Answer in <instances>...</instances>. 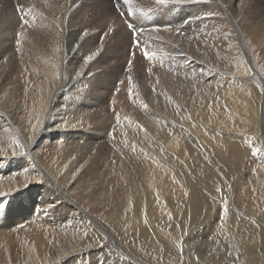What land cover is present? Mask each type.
I'll return each mask as SVG.
<instances>
[{
  "label": "bare ground",
  "instance_id": "6f19581e",
  "mask_svg": "<svg viewBox=\"0 0 264 264\" xmlns=\"http://www.w3.org/2000/svg\"><path fill=\"white\" fill-rule=\"evenodd\" d=\"M262 89L264 0H0V264H264Z\"/></svg>",
  "mask_w": 264,
  "mask_h": 264
},
{
  "label": "snow or ice",
  "instance_id": "6c2138e0",
  "mask_svg": "<svg viewBox=\"0 0 264 264\" xmlns=\"http://www.w3.org/2000/svg\"><path fill=\"white\" fill-rule=\"evenodd\" d=\"M193 2V0H154V4L157 6H169V5H182V4H187V3H191ZM124 3L127 5H131L132 4V0H124ZM131 11V9H129ZM120 15L123 17L126 15V13L124 12H120ZM209 15H213V14H209ZM25 24L28 23V21L25 19L23 21ZM127 28L129 29L130 32V37L132 39V42L134 43L135 47L140 48L142 51V58L148 60L149 62H152L156 59L157 57V52L155 50L150 51L148 48V42L144 41L143 44H141V41L139 39V37L141 36V34L143 33L144 29L137 27L136 26V21H132V22H128L125 21ZM22 35V34H21ZM84 35H87V33L85 32ZM102 50V45L101 48H97L95 51L90 52V54H88L85 58L84 63L87 64L89 62H91L93 59H95L96 56H98L100 54V51ZM129 55L131 57L135 56V52L131 51L129 52ZM131 68V65L129 64V70ZM149 75H152L153 69L152 67H149L147 69ZM77 76H82L83 73V68L81 67V70L79 72H75L74 73ZM246 74V73H245ZM131 76L128 77V80L131 82ZM159 78L157 77V83H158ZM120 83H124V81H120ZM136 85L132 84V87L129 88V94H132V89L135 88ZM155 90V89H153ZM264 90V89H262ZM145 108H147V105L144 104L143 105ZM40 121L37 120V124H39ZM32 131L35 132V127L32 128ZM114 135V134H113ZM259 151V150H257ZM6 195V193H5Z\"/></svg>",
  "mask_w": 264,
  "mask_h": 264
},
{
  "label": "rangeland",
  "instance_id": "374dc122",
  "mask_svg": "<svg viewBox=\"0 0 264 264\" xmlns=\"http://www.w3.org/2000/svg\"><path fill=\"white\" fill-rule=\"evenodd\" d=\"M253 171L252 170H249V169H246L245 170V173H247L249 175V173H252ZM248 177H251L250 175Z\"/></svg>",
  "mask_w": 264,
  "mask_h": 264
}]
</instances>
